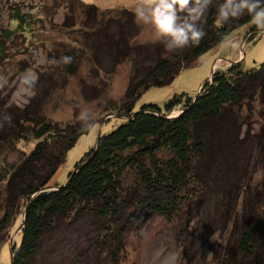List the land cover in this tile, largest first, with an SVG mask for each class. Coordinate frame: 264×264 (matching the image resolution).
I'll return each mask as SVG.
<instances>
[{"label":"trees","instance_id":"16d2710c","mask_svg":"<svg viewBox=\"0 0 264 264\" xmlns=\"http://www.w3.org/2000/svg\"><path fill=\"white\" fill-rule=\"evenodd\" d=\"M65 1H71L65 25L73 26L80 10L91 19V10L98 8L83 0ZM222 2L212 0L199 21L205 36L198 45L167 54L163 43L156 45L155 61L129 85L122 103L108 100V111L124 121L98 136L64 185L50 182L91 126L47 120L37 106L43 99H33L22 109L8 107L0 116V141H36L19 161L0 163V184H5L0 191V249L23 207L12 264L79 263L92 248L82 240L85 235L88 239L87 226L99 232L92 244L99 243L100 250L112 247L108 255L118 260L123 235L137 218L171 219L184 207L195 212L212 189L218 197L215 211L225 206L218 219L210 214L213 221L207 232L217 223L233 232L217 264H264V179L254 180L261 172L264 176V61L252 68L242 61L229 63L215 70L195 95L175 93L164 106L146 103L136 108L143 92L171 84L183 68L235 30L247 26L248 40L258 35L247 14L220 23L217 7ZM37 8L28 0H0V12L9 14L10 24L0 28L2 59L9 40L35 35L37 24L43 22ZM119 39L124 43L127 37ZM86 46L92 48V40ZM61 54L71 57L70 63L57 59L68 74H75L87 56L73 48ZM253 116L258 128L250 125L244 131Z\"/></svg>","mask_w":264,"mask_h":264},{"label":"rangeland","instance_id":"374dc122","mask_svg":"<svg viewBox=\"0 0 264 264\" xmlns=\"http://www.w3.org/2000/svg\"><path fill=\"white\" fill-rule=\"evenodd\" d=\"M28 1L38 6L36 14L43 22L37 24L36 33L31 38L18 35L9 40L5 48L7 56L3 59L0 56V116L8 112V107L22 109L33 99H43L37 106L47 120L63 125L68 122L82 123L81 111H89L93 116L90 131L82 135L68 152L66 161L50 182L52 185H64L77 162L95 146L99 133H109L124 121L117 112L108 111V100L122 103L129 85L135 83L139 75H143L141 71L155 61L154 49L161 42H154L150 26L136 22L131 10L136 0H83L98 8L91 10L92 14L95 13L91 19L84 11H77L81 16L80 19L75 18L73 26L64 23L71 1L67 4L65 0L61 4L60 0ZM7 25L10 26L9 14L0 12V28ZM247 28L244 26L235 30L201 55L192 66L183 68L171 84L151 87L143 92L136 108L146 103L164 106L175 93L190 96L199 93L200 86L211 80L213 70L226 67L227 61H242L246 68L263 62L264 30L259 29L258 35L248 40ZM123 36L127 37L124 43L119 39ZM88 40H92V48L86 46ZM64 48L79 52L84 50L87 54L75 74H68L58 65L57 59L60 63ZM162 52L168 53L165 48ZM45 100L48 101L45 103ZM254 116L249 120L252 124L245 122L244 131L250 125L258 128ZM35 144L36 141L26 139L11 144L0 141V163L19 161ZM263 179V172L254 178L257 182ZM4 187L5 184H0V191ZM217 198L212 189L195 206H198L195 212H188L184 207L182 214L171 219L159 215L137 218L123 235L118 260L108 255L112 247L100 250L99 243L92 244L99 232L87 226L90 231L88 239L85 235L82 240L91 244L92 248L77 264H217L223 255L224 245L230 243L233 235L231 227L224 228L221 223L216 224L214 231L207 232L213 221L210 214L218 219V212L223 211L225 206L221 205L215 211ZM2 213L1 210L0 215ZM22 214L23 207L1 245V264H11L10 247L19 241ZM92 232L94 235H91Z\"/></svg>","mask_w":264,"mask_h":264},{"label":"clouds","instance_id":"9594fccd","mask_svg":"<svg viewBox=\"0 0 264 264\" xmlns=\"http://www.w3.org/2000/svg\"><path fill=\"white\" fill-rule=\"evenodd\" d=\"M212 0H136L133 8L136 22L150 26L154 42L164 44L168 52L195 46L205 36L199 21L211 6ZM247 14L251 24L264 30V0H223L217 7V19L227 23ZM70 63L71 57H63ZM93 116L82 110L80 121L87 128Z\"/></svg>","mask_w":264,"mask_h":264},{"label":"water","instance_id":"95a60500","mask_svg":"<svg viewBox=\"0 0 264 264\" xmlns=\"http://www.w3.org/2000/svg\"><path fill=\"white\" fill-rule=\"evenodd\" d=\"M213 72H214V70H213ZM212 72V73H213ZM212 77V76H211ZM212 79V78H211ZM202 87V85L200 86V88ZM200 91V90H199ZM99 136H100V133H99ZM50 189H53V186H50L49 187ZM10 252H11V264H12V260H13V256H14V248H13V246H11L10 247Z\"/></svg>","mask_w":264,"mask_h":264},{"label":"crops","instance_id":"0c3cea01","mask_svg":"<svg viewBox=\"0 0 264 264\" xmlns=\"http://www.w3.org/2000/svg\"><path fill=\"white\" fill-rule=\"evenodd\" d=\"M233 62H236V61H227V64H226V66H228L229 65V63H233ZM238 62V61H237ZM220 68V67H219Z\"/></svg>","mask_w":264,"mask_h":264}]
</instances>
